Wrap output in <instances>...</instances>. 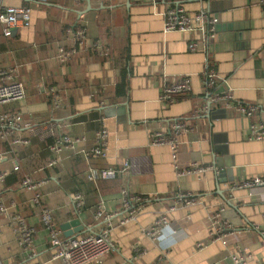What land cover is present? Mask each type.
<instances>
[{
  "label": "crops",
  "instance_id": "0c3cea01",
  "mask_svg": "<svg viewBox=\"0 0 264 264\" xmlns=\"http://www.w3.org/2000/svg\"><path fill=\"white\" fill-rule=\"evenodd\" d=\"M21 5L31 9V22L12 36H5L0 25V69L23 83L26 98L0 110L22 112L29 126L20 134L30 143L15 146L13 137H0V172H8L0 194L9 206L0 217V264H63L53 258L42 206L52 210L60 229L80 218L84 229L78 234L104 226L95 216L100 206L106 214L116 213L110 230L116 250L89 264H235L236 253L248 256V264H264V188L240 185L264 178V136L256 138L252 128L264 123L259 1L0 0V8ZM175 5L189 13L205 6L218 17L207 46L198 33L165 28L166 9ZM77 27L85 30L86 46L62 60L59 51L75 46ZM193 41L196 50L189 48ZM208 65L218 74L215 88L206 84ZM184 76L191 81L189 93L164 103L160 94L166 81ZM50 86L61 94L59 108L51 107ZM118 89L123 94L116 95ZM227 90L261 110L244 116L232 105L209 102L213 91ZM204 106L208 110H198ZM175 121L189 130L178 135L174 155L169 144L153 143L151 133L173 134ZM51 124L76 142L60 153L59 165L46 168L54 155L44 130ZM104 126L108 157L85 158L80 149L92 146ZM126 162L130 168L114 178L94 182L87 176L90 167L121 168ZM24 176L44 183L37 191L27 189L21 184ZM124 190L142 197V209L121 223L128 218ZM38 191L40 204L34 201ZM185 193L198 201L182 204L178 198ZM75 194L83 201L79 209ZM174 202L179 206L169 211L159 236L148 235ZM216 214L230 224L221 238L212 234ZM17 215L36 227L33 254L19 243Z\"/></svg>",
  "mask_w": 264,
  "mask_h": 264
},
{
  "label": "built area",
  "instance_id": "2783aa9c",
  "mask_svg": "<svg viewBox=\"0 0 264 264\" xmlns=\"http://www.w3.org/2000/svg\"><path fill=\"white\" fill-rule=\"evenodd\" d=\"M104 2V0H98ZM262 5L264 12V0H258ZM31 22V9L26 5L21 6H5L0 8V25L3 29L5 36H12L13 31L16 28L27 26ZM219 22L218 17L213 15L210 10L201 6L196 12L189 13L181 5H175L166 9L165 12V28L167 30H181L192 33H198L200 35L203 45L207 46L210 39L214 36L216 24ZM85 30L83 28H75V41L76 44L72 48H61L59 51V57L62 60H68L78 50L84 49L85 43ZM189 48L196 50L198 43L193 41L190 43ZM101 53H105V49L101 48ZM205 70L204 76L206 84L215 88L218 84V74L216 69L208 65ZM191 90V81L189 77H181L175 81H166L162 87L160 94L161 100L164 103H170L178 100L183 95H186ZM50 104L53 109L59 108L61 104V94L56 86H50L48 88ZM26 98V91L21 81L15 80L12 77V72L0 69V108L14 102L21 101ZM209 102H222L225 106L232 105L236 110L244 115L250 116L255 112L260 111L261 108L255 104L244 103L237 101L233 98L229 90L217 93L212 92L209 96ZM201 112L208 110L207 107L198 109ZM29 124L25 121L21 111L12 110H0V137L8 139L13 137L11 141L14 145H29V139H23L21 137V130L28 127ZM57 124H51L44 130H47V137L51 139L52 144L50 146L54 155L47 162L46 168H54L59 165L60 153L64 148H75L76 139L70 134L57 133ZM253 136L256 138H262L264 136V123L258 127L252 126ZM174 133H167L166 131H154L151 133V140L156 144H169L173 154L175 155L178 148V135L182 132L189 130L187 124L183 121H175L173 123ZM108 129L104 126L100 128L95 135V142L92 146L87 148H81L80 154L87 159L91 158H107L108 157ZM130 168L128 162L124 163L121 168L118 167H90L87 173L88 178L91 181L97 182L102 179H110L116 177L118 173H124ZM20 169L19 164L13 166V170ZM194 171V170H191ZM190 171V172H191ZM8 172H0V184L7 177ZM44 183V181H34L30 176H24L21 184L23 187L30 190H38V188ZM242 187L249 189H255L257 187L264 188V178L254 177L251 180L243 181L240 184ZM41 193L38 191L34 196V201L37 204L41 203ZM199 197L190 193L180 194L178 201L184 205H190L197 202ZM75 208H81L83 205L82 198L79 194L74 195ZM179 204L174 202L170 205L166 213L161 214L153 223V225L146 230L148 235L153 238H157L162 231V227L169 222V211L176 210ZM142 197L139 195H132L127 190L123 191L122 208L128 212V218L122 219L121 223L128 221L129 217H135L142 209ZM9 209V206L5 203L0 194V217L4 216ZM116 213L106 214L102 206L99 207L96 212V218L103 221L104 226L99 230H93L86 233L77 234L76 236L67 237L63 234V231L58 227L54 219L53 212L50 208L41 207V222L46 228L49 236L51 246L54 248L53 258L61 260L63 264H89L97 259H100L106 253L116 250L115 244L110 238V230L113 225V218ZM219 214L213 216V231L214 236L223 237L230 224L227 221L219 219ZM14 223L16 225L19 234V243L24 249L34 253L33 244L34 236L36 234V227L29 224L25 218L20 215L15 217ZM226 243V242H225ZM137 252L140 251L138 245H135ZM233 261L235 264H248L249 258L245 255L238 253L233 255ZM40 264V263H36Z\"/></svg>",
  "mask_w": 264,
  "mask_h": 264
},
{
  "label": "water",
  "instance_id": "95a60500",
  "mask_svg": "<svg viewBox=\"0 0 264 264\" xmlns=\"http://www.w3.org/2000/svg\"><path fill=\"white\" fill-rule=\"evenodd\" d=\"M87 1L90 2V0ZM61 229L65 236L71 237L81 232L84 229V225L80 218H75L62 224Z\"/></svg>",
  "mask_w": 264,
  "mask_h": 264
},
{
  "label": "trees",
  "instance_id": "16d2710c",
  "mask_svg": "<svg viewBox=\"0 0 264 264\" xmlns=\"http://www.w3.org/2000/svg\"><path fill=\"white\" fill-rule=\"evenodd\" d=\"M16 80V79H15ZM123 94L122 92H121V89H118V90H116V95H119V94ZM16 146V145H15Z\"/></svg>",
  "mask_w": 264,
  "mask_h": 264
}]
</instances>
